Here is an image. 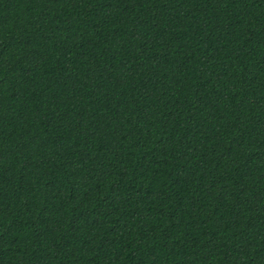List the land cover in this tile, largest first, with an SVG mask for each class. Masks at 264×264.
<instances>
[{
    "label": "trees",
    "instance_id": "trees-1",
    "mask_svg": "<svg viewBox=\"0 0 264 264\" xmlns=\"http://www.w3.org/2000/svg\"><path fill=\"white\" fill-rule=\"evenodd\" d=\"M0 264H264V0H0Z\"/></svg>",
    "mask_w": 264,
    "mask_h": 264
}]
</instances>
